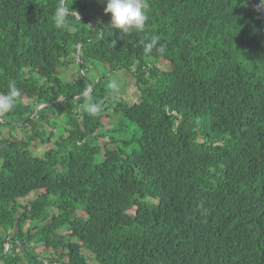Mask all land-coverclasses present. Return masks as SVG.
I'll list each match as a JSON object with an SVG mask.
<instances>
[{"label":"trees","instance_id":"obj_1","mask_svg":"<svg viewBox=\"0 0 264 264\" xmlns=\"http://www.w3.org/2000/svg\"><path fill=\"white\" fill-rule=\"evenodd\" d=\"M60 1L0 0V56L8 50L29 53L20 73L0 81V91L15 82L22 93L5 117L23 123L11 130L34 126L31 136L17 130L18 141L11 130L0 139V229L15 230L4 256L8 235L0 234V264H43L49 259L39 257L48 247L60 264H87L83 250L94 255L95 264H264V165L259 163L264 61L250 50L251 42L264 43V14L247 0H145V30L121 38L104 26L94 33L71 15L70 23L57 27ZM79 4L66 0L72 10ZM183 11L192 17L189 22ZM242 29L250 33L247 47L237 53L226 46L227 39ZM152 36L171 54L174 71L162 73L158 88L146 90L140 105L124 106L108 94L107 73L129 69L120 61L142 55V42ZM80 42L81 63L107 70L89 93L100 106L95 115L80 107L89 88L82 79L72 89L49 82L60 60L76 54L68 48ZM35 72L47 78V88L38 89ZM234 87L242 91L235 93ZM180 90L185 95L170 94ZM109 102L112 113L120 114L114 132L121 139H111L115 148H105L99 161L100 110L108 111ZM39 106L44 108L28 120ZM55 115H64L72 126L68 137L56 142L46 126H57ZM37 139L53 147L38 156L32 150ZM63 166L65 174L58 175ZM22 173L32 174L22 183ZM39 183L51 189L35 186ZM175 184L192 207L181 206L178 218L164 228L157 213L170 206ZM27 185L39 190L29 202L30 216L9 206L13 192L22 193ZM194 192L210 198L194 199ZM161 194L169 197L160 209L137 198ZM79 211L84 216L76 215ZM67 224L66 234L57 236ZM164 231L192 234L180 249L176 235L163 238ZM41 243L46 246L38 250Z\"/></svg>","mask_w":264,"mask_h":264},{"label":"rangeland","instance_id":"obj_2","mask_svg":"<svg viewBox=\"0 0 264 264\" xmlns=\"http://www.w3.org/2000/svg\"><path fill=\"white\" fill-rule=\"evenodd\" d=\"M63 4L66 7V0H61L59 6ZM106 5V0H80V4L78 6H74L73 13L76 11L79 20L76 19L75 15H71L74 17L75 21L78 23H82L87 26V29L92 30L94 33H96V28H99V26L104 27H110L111 25V17L110 14H106L104 12V7ZM183 17L189 22L192 17L189 16L185 11L182 13ZM250 33L249 29H242L240 31H236L232 36L228 37L226 46L237 53L242 51L244 49V46L247 47V40H248V34ZM101 34L96 36L94 39L101 38ZM91 40H88L87 42H90ZM84 42H80L77 45L70 47L68 49H75L76 54L72 53L70 56L67 57V59L64 57L60 60V64L58 66L57 73L52 74L49 78V82L52 83L54 86L59 85H65L69 86V89H72V87H76L81 83V79L83 80L87 86L92 88V85L96 82H98V79H101L102 76H104V72L107 73V70L104 66H97L94 64L88 63L87 65H84L80 61V55H81V47ZM250 50L252 54H254L257 57V60L264 61V43L263 42H257L253 46V43L251 42ZM76 57L78 60H76ZM29 60V53L25 51H17V50H8V52L4 55L0 56V81L7 82L10 78L11 72L15 75L17 73H20V70L28 63ZM118 62V61H116ZM122 64L129 67V69H119L118 71L110 74L107 73L106 77H110L111 81L115 80L118 83V91L113 92L109 89L108 94L111 95L113 100L119 101L122 103V105L126 106H133V105H140L143 102V98L145 95V91L149 90L150 92H153L155 88H158V83L160 79V75L162 73H172L174 71V63L172 60V56L169 52L165 50L163 54H160L156 51H153L152 54H145V52L140 56H131L128 59L120 61ZM62 64V65H61ZM61 65V66H60ZM24 72H27V69L24 70ZM33 77L38 81L39 83L45 82L47 79L46 77H42L38 73H34ZM139 78H142L143 83H139ZM195 78V77H194ZM191 78V79H194ZM17 86V85H16ZM56 88V87H55ZM53 89V91H56V89ZM8 90V89H7ZM7 90L0 91V93L6 92ZM52 91V92H53ZM90 91V88H88V91ZM241 89L234 87V92H240ZM170 94H177L180 96L185 95V92L180 90L175 93ZM25 104L30 103V105L34 106V101H28L26 100L24 102ZM108 111L104 109V106L101 107L100 112L102 119V128L97 130V134H103L104 136L99 138V147H100V153L97 157V160L102 161L104 157V151L105 148H111L114 149L115 146L112 144L111 139H121L117 133L114 132L116 128V119L120 117V114H115L113 112V105H111V102L107 104ZM3 114L0 113V119L3 118ZM57 126L53 127L48 124L47 130L49 131L50 138H52L55 142L59 141L60 138H65L68 136V131L70 130L71 126L66 123L67 118L64 115H55ZM50 122H54L50 119ZM21 127V126H19ZM34 126H27L26 128H17L13 131L14 139L20 140L21 136H31L34 134L33 129ZM17 130L20 132L17 134ZM111 131V132H110ZM9 131L7 126L0 123V139L8 138ZM36 138V137H34ZM33 138V139H34ZM16 140H12L11 142H16ZM37 143V148L32 149L35 154L38 156H42L44 152L48 151L53 147L52 146H43L40 144V140H35ZM192 157H194V154L190 153ZM259 163L264 165V155L259 159ZM0 168H1V162H0ZM14 172H16L14 170ZM192 173H195V169L191 170ZM25 180L20 177L18 179V182H24ZM180 187L178 184L174 185L173 189H177L175 192H173V195L171 196V204L166 209L160 211L157 213V215L160 217V220L157 221L159 225L166 228L169 226V224L178 218L177 210L184 206L183 209H190L192 207V204H189L183 196H181V192L179 191ZM172 189V190H173ZM26 192V193H25ZM15 197L19 198V202L22 205H26L28 201L34 200L38 195L39 192H32L29 193L28 191V185L26 188V191L20 192L17 189L15 190ZM177 195V196H176ZM176 196V197H175ZM25 197V198H24ZM169 196L163 195H149L148 197L138 196V199L144 200L147 203H150L157 209H160L166 201L168 200ZM191 197L194 199H198L199 197H204L209 199L210 197L206 193H191ZM10 206V205H9ZM18 207V206H16ZM10 208H12L10 206ZM84 210L87 209V207H82ZM51 211V210H47ZM33 210L29 208H25L23 210V213L30 216L32 214ZM76 215H82V212L79 211ZM49 220L42 222L43 225L48 224ZM69 224L63 226L62 230L56 234L59 237H63L66 234L67 229L69 228ZM28 227L24 226V230H27ZM15 230L13 229H0L1 235H8L7 238L4 240L5 243V251L10 252L11 246L10 244H7L5 241L11 240L13 241V235ZM191 232H177L175 231L173 234L170 231H164L163 238H169L171 235H176L178 238V242L180 245V249L184 248V245L189 240V237L191 236ZM76 239V238H75ZM31 248L34 247V243L31 242ZM45 245V243H44ZM43 246L40 245L39 249H42ZM35 248V247H34ZM36 250V249H35ZM36 250V251H38ZM6 252H4L6 254ZM3 253V255H5ZM82 255L87 259V264H95V257L92 255L90 251L83 250ZM169 253V252H168ZM36 254V253H35ZM45 255L49 260H43V264H60L56 260H54V256H56V253L52 249H49L42 255H40L39 259L42 258V256ZM170 255V254H169ZM45 258V257H44ZM43 258V259H44ZM67 264V263H64Z\"/></svg>","mask_w":264,"mask_h":264},{"label":"clouds","instance_id":"obj_3","mask_svg":"<svg viewBox=\"0 0 264 264\" xmlns=\"http://www.w3.org/2000/svg\"><path fill=\"white\" fill-rule=\"evenodd\" d=\"M146 9H147V5L145 0H106L104 12L106 14H110L111 17L110 27L114 31H117L120 34L121 38H124L132 35L133 33H140L145 30V25L148 21V15ZM70 15H75L76 19L79 20L76 11L73 13L71 8L65 7L63 4L58 6L54 14V22L56 26L63 27L66 23H70L68 19ZM142 44L145 54H152L153 51H156L160 54H163L165 52V46L159 43V37L157 36H152L150 38H147L145 41L142 42ZM43 87L45 88L48 87L45 84V82L38 84V89ZM108 87L113 92L118 91V83L115 80L109 82ZM21 94H22L21 90L16 86L15 82L11 83L8 86V90L6 92L0 93V113H2L4 116L3 118L0 119V123L7 126L8 131L11 130V125L13 124L18 126L23 125L22 122L19 123L10 122L8 118L5 117L6 113L11 112L15 109L18 100L21 97ZM83 96L85 97V99L84 102L80 105V107L83 109L84 112L90 115H95L99 111V107H100L99 104L97 102L92 101L91 96L89 95L88 92H84ZM25 98L26 96L24 95L22 99ZM29 117L27 118L28 120H30ZM11 131L13 135L14 130ZM19 171L20 170L18 169V166H16V172ZM65 171L66 169L63 166V169L59 174L56 172L54 173L52 170H51V174L52 176H54L55 174L56 175L65 174ZM31 174L32 173L25 175L22 173L21 177L25 180V178L30 176ZM35 186H42L51 189L49 185H46L44 183H39L36 184ZM28 191L29 193L39 192V190L35 191L33 188H30L29 186H28ZM30 201H28L26 205H22L19 202V198H13V200L9 203V205L11 207L18 206L17 208L20 214H24L23 210L25 208L32 209V205L29 203ZM39 204H40V198H39ZM19 217L20 216H17V218ZM40 225L43 226L42 222H40ZM43 245L44 243H41V246ZM45 246L46 245H44V247ZM49 249L51 248L48 247L47 251Z\"/></svg>","mask_w":264,"mask_h":264},{"label":"bare ground","instance_id":"obj_4","mask_svg":"<svg viewBox=\"0 0 264 264\" xmlns=\"http://www.w3.org/2000/svg\"><path fill=\"white\" fill-rule=\"evenodd\" d=\"M248 1V0H247ZM248 3L250 4V6L252 7V8H254L257 12H259V13H261V14H264V4L260 1V0H255V4H251L249 1H248ZM90 88V91H91V87H89ZM90 91L88 92V93H90ZM40 108H44V106H39L38 107V109H36L34 112H35V114L37 113V111L40 109ZM33 112V113H34ZM34 114V115H35ZM33 115V116H34ZM7 244H10L11 243V240H6L5 241ZM4 256V255H3Z\"/></svg>","mask_w":264,"mask_h":264},{"label":"water","instance_id":"obj_5","mask_svg":"<svg viewBox=\"0 0 264 264\" xmlns=\"http://www.w3.org/2000/svg\"><path fill=\"white\" fill-rule=\"evenodd\" d=\"M251 4H255V0H248ZM35 114V112L29 117V119H31L33 117V115ZM6 252V251H5ZM5 254V253H4Z\"/></svg>","mask_w":264,"mask_h":264}]
</instances>
